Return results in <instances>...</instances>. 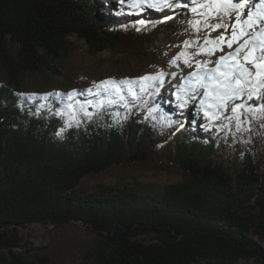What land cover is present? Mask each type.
Instances as JSON below:
<instances>
[{
  "label": "trees",
  "instance_id": "obj_1",
  "mask_svg": "<svg viewBox=\"0 0 264 264\" xmlns=\"http://www.w3.org/2000/svg\"><path fill=\"white\" fill-rule=\"evenodd\" d=\"M113 10L97 0H0V264H264V120H252L250 131L236 132L235 121L220 130L232 135L226 164L217 140L161 134L179 124L158 104L167 72L143 93L133 85L137 97L130 95L120 123L106 105L87 106L90 116L79 110L107 96L83 93L82 79L134 81L159 61L156 18L141 6L121 21ZM187 21L184 40H195ZM72 36L90 56L110 51L118 76L79 62ZM69 103L78 110L73 142L54 136ZM133 165L176 170L183 180L157 195L82 184ZM32 223L51 226L47 244L24 240L21 229Z\"/></svg>",
  "mask_w": 264,
  "mask_h": 264
},
{
  "label": "snow or ice",
  "instance_id": "obj_2",
  "mask_svg": "<svg viewBox=\"0 0 264 264\" xmlns=\"http://www.w3.org/2000/svg\"><path fill=\"white\" fill-rule=\"evenodd\" d=\"M145 4L154 9L166 8L173 12L177 9L189 8L195 17L187 21V24L189 29L197 34L196 39L184 40L182 50L170 61L177 67L178 62H182L187 67L195 64V70L184 77L174 93L178 107L184 108L189 99H195L202 92L200 105L209 124L220 119L228 121V124L218 127L217 131L222 128L231 130L232 121H235L236 132L250 131L252 120H264V104L253 107L244 102L254 99L264 100V0H257L254 5L248 4V0H191V6L187 0H133L132 7H141ZM226 17L229 22H225ZM170 18L172 17L165 16V19ZM212 20H216L217 23H212ZM140 23L143 24L144 21ZM220 29L224 31L213 38L211 33ZM229 29H231L230 35L227 34ZM201 31L207 33L203 43H200ZM193 46L197 49L195 53L187 51ZM225 46L229 51L216 59L215 67H209L213 63L211 60L194 59L199 55L213 56L216 52H223ZM165 75L163 71H159L147 73L134 81L117 82L113 79L100 81L94 84L97 92L93 93L92 89L88 92L90 95L99 96L102 91L107 94L106 98L81 103L79 110H82L85 116H90L87 106L99 110L106 103L112 104L118 100L124 101L127 106L125 89L121 85H128L127 93L135 98L137 91L133 87L134 84L139 83V91L143 93L152 87L154 82L162 83ZM168 75L176 76L177 73ZM67 96L69 101L73 100L74 92L68 93ZM230 103L233 105L231 115L225 116L224 113ZM67 107L72 110L69 113L68 126H71L72 122L78 125V110L72 103ZM152 111L154 110H149L150 113ZM242 115L245 119H241Z\"/></svg>",
  "mask_w": 264,
  "mask_h": 264
},
{
  "label": "rangeland",
  "instance_id": "obj_3",
  "mask_svg": "<svg viewBox=\"0 0 264 264\" xmlns=\"http://www.w3.org/2000/svg\"><path fill=\"white\" fill-rule=\"evenodd\" d=\"M97 1L103 8L114 9L113 12H115V16L121 21H126L131 18L129 15L127 16L125 14V11L131 10L133 0ZM187 2L189 3V6H191V0H187ZM256 2L257 0H248V4L251 5H254ZM142 12L146 17L148 16L156 18L157 22L160 24L159 33L153 47V51L155 50L159 54V61L155 68H148L140 71L139 77H141L145 71L167 72V79L162 84V93H160L158 104L163 105L168 111H171L174 117H177V120L179 121L177 129L172 131L170 125H168L162 129L161 134L165 137L176 135L180 136L182 134H199L205 137L208 136L211 139L217 140L220 145H222V148L217 151V155H219V158L225 162L228 160L226 164H229L230 160L232 159V149L230 147L232 135L231 133L223 135L222 131H217L216 122H213L211 125L209 124L208 119L204 115V110L200 105V99L202 98L203 93L201 92L196 96L195 99H189L184 108L178 107V101L174 95V93L177 91V86L183 82L184 77L195 70V64H193L192 67H187L182 62H178L177 67L170 63L172 57L176 56V54L182 50L181 46L185 39V34L181 31V24L184 21L194 19L195 17H193L189 11V8L177 9L175 12H173L166 8L154 9L147 4H145V6L142 5ZM165 16L172 18L165 19ZM232 19L234 20L235 17ZM169 22L175 24L176 27H173V25L170 26L168 24ZM223 31V29L214 31L211 33V36L213 38L219 36ZM227 34H231V29H229ZM70 40L74 41L77 46L78 61L85 64L88 69L95 68V70H98L97 72H100L102 74L101 76L104 77H109V75L118 76L119 73L110 67V61H113L114 58H116L110 51L103 50L95 56H90L86 52V44L83 39H78L75 36H72L70 37ZM200 43H203V39L200 40ZM233 47H235V45ZM187 51L195 53L197 49L195 46H193ZM228 51L229 49L225 46L223 52H216L213 56L199 55L195 56L194 59L201 61L211 60L213 63L210 64L209 67H215L216 59ZM169 73H177V75H168ZM122 79L124 80V77H122ZM82 80V87L85 88L82 92L86 93L88 96H93L89 94L88 90L92 89L93 93L96 92L93 89L95 82L88 78H84ZM127 87L128 85L126 86V89ZM135 88L140 93L139 83L135 84ZM67 94L68 93H66V95ZM126 94V102L128 103L129 101H133L127 91ZM100 99L104 98H98V100ZM173 99L174 101H172ZM260 101L261 99H254L246 100L244 102L248 105L256 106ZM105 105L109 107L111 112L114 114L115 121L120 123L127 108V106H125V102L118 100L116 103H106ZM231 108L232 104L230 103L224 113L225 116L229 114ZM69 113L70 109L67 107L63 114L66 115L68 120L56 130L54 136L56 139L60 140L65 139L70 140L71 142L78 141V125L74 122V124L71 123V126H68L70 121ZM95 113L98 114V111L95 110ZM182 180V174L176 170H159L133 165L113 167L98 175L85 177L82 181V184L89 189H95L98 186L119 188L128 187L140 194L157 195L162 193L168 186L179 183ZM80 230L85 232L83 229ZM21 234L24 240L29 242L30 245L33 247H38L47 244L53 235V232L51 230V226L42 225L40 223H32L28 225L27 228L21 229Z\"/></svg>",
  "mask_w": 264,
  "mask_h": 264
},
{
  "label": "bare ground",
  "instance_id": "obj_4",
  "mask_svg": "<svg viewBox=\"0 0 264 264\" xmlns=\"http://www.w3.org/2000/svg\"><path fill=\"white\" fill-rule=\"evenodd\" d=\"M257 106V105H256ZM255 105L253 107H256Z\"/></svg>",
  "mask_w": 264,
  "mask_h": 264
}]
</instances>
